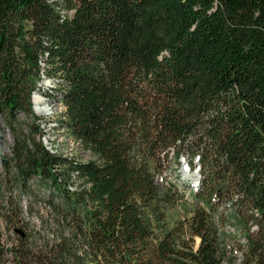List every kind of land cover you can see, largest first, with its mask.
Here are the masks:
<instances>
[{"label":"trees","instance_id":"trees-1","mask_svg":"<svg viewBox=\"0 0 264 264\" xmlns=\"http://www.w3.org/2000/svg\"><path fill=\"white\" fill-rule=\"evenodd\" d=\"M43 78L69 153L42 140ZM0 117L4 179L47 188L32 228L1 201L0 264H264V0H0Z\"/></svg>","mask_w":264,"mask_h":264},{"label":"rangeland","instance_id":"rangeland-1","mask_svg":"<svg viewBox=\"0 0 264 264\" xmlns=\"http://www.w3.org/2000/svg\"><path fill=\"white\" fill-rule=\"evenodd\" d=\"M53 82L47 78H43L42 81L38 84L39 89L38 91H35L32 94V110L34 114L39 118L37 121L38 124H40L41 130H42V140L44 144L48 148L54 149L61 148L64 149L65 153H69L71 148L73 147V142L65 136L63 133V130L58 128L54 124V113L60 112L62 109L59 106V104L53 100V99H47L43 91H46L49 87H52ZM39 94L42 98V105H46V109L44 111L37 110L36 106L34 104V95ZM19 120L21 123V127L23 132H27L30 129V124L33 121V118L29 115L21 114L19 116ZM13 143V138L11 133L7 130L5 127L3 119L0 117V203L3 199H5L8 196H12L13 199L17 200L23 210V216L27 223H29L28 226L32 228V224L38 226V220L36 218V215L30 214L28 212V204L32 201V203L36 200V197H38V200L36 204L33 206V212H37L38 210H41V207L39 205H42V200L40 197L42 196V193L47 190V188H31L29 192L31 195H27L26 192H22L18 186L14 185L13 183L5 180L3 176V164H2V158L5 156H8L10 153V148ZM81 156L83 158H88L84 153H81ZM197 168V165H196ZM195 169H191L188 162V156L186 154H183L179 158V164H173L171 168L168 169L166 172V178L169 182H171L173 185L176 186L178 189L179 195L183 201H187V205H181L176 208L175 214L179 217H183V214H185L186 210L191 206L192 203H194L191 193L192 191L196 190L198 187L196 185L197 180V173L198 171ZM197 172V173H196ZM1 215V211H0ZM1 218V217H0ZM221 228L225 231V240L224 245H229L234 240L237 232L233 231L234 227L230 225L229 223L221 226ZM14 235L8 232L5 228V225L1 223L0 225V243L4 244L5 246H9L14 241ZM234 243V242H233ZM238 262V260H237Z\"/></svg>","mask_w":264,"mask_h":264},{"label":"bare ground","instance_id":"bare-ground-1","mask_svg":"<svg viewBox=\"0 0 264 264\" xmlns=\"http://www.w3.org/2000/svg\"><path fill=\"white\" fill-rule=\"evenodd\" d=\"M33 100H34V104H35L37 110L44 111L47 108L46 105L45 106L44 105L41 106L42 105V98H41V96L39 94L36 93L34 95V99Z\"/></svg>","mask_w":264,"mask_h":264}]
</instances>
